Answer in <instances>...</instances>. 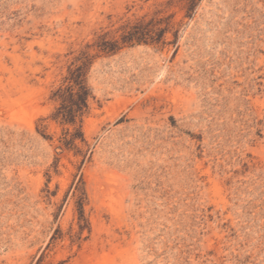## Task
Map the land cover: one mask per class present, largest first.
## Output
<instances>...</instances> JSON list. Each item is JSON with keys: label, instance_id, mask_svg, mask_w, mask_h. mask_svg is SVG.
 <instances>
[{"label": "rangeland", "instance_id": "obj_1", "mask_svg": "<svg viewBox=\"0 0 264 264\" xmlns=\"http://www.w3.org/2000/svg\"><path fill=\"white\" fill-rule=\"evenodd\" d=\"M168 17L94 60L67 149L72 60ZM0 264H264V0H0Z\"/></svg>", "mask_w": 264, "mask_h": 264}, {"label": "trees", "instance_id": "obj_2", "mask_svg": "<svg viewBox=\"0 0 264 264\" xmlns=\"http://www.w3.org/2000/svg\"><path fill=\"white\" fill-rule=\"evenodd\" d=\"M199 0H188V16L194 12ZM172 33L174 40L167 42L166 37ZM179 30L172 23V17L142 21L122 29L119 37L111 38L110 34L100 36L96 42L87 45L75 57L68 69L63 84L53 93V99L59 105L52 114V119L61 125L73 127V132L65 130L62 144L71 149L80 139L84 142L82 131L85 116L89 113L93 92L89 85L88 75L94 60L102 56L114 55L126 47L137 45H157L165 47L176 44Z\"/></svg>", "mask_w": 264, "mask_h": 264}]
</instances>
